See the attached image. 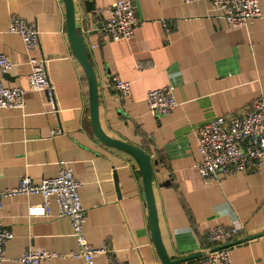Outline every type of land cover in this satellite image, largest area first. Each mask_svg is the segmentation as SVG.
Returning a JSON list of instances; mask_svg holds the SVG:
<instances>
[{
    "label": "crops",
    "instance_id": "0c3cea01",
    "mask_svg": "<svg viewBox=\"0 0 264 264\" xmlns=\"http://www.w3.org/2000/svg\"><path fill=\"white\" fill-rule=\"evenodd\" d=\"M84 1L94 2L91 13ZM114 1L74 0L76 28L96 78L101 129L151 157L167 254L177 259L201 253L210 247L208 230L222 225L239 229L229 248L232 264H264V164L207 184L196 168L197 130L247 111L264 96V0H258L260 19L235 28L205 1L127 0L141 25L129 41L117 42L102 30ZM13 16L39 31V47L28 54L19 36L5 33ZM0 54L12 63L5 87L27 88L28 59L34 57L45 60L53 91L50 100L45 92L27 91L21 109L0 110V187L15 188L22 177L39 183L61 166L69 168L81 185L88 242L112 252L99 253L94 264H108L109 256L124 264H159L136 162L92 131L88 82L66 35L63 1L0 0ZM115 75L129 83V98L112 86ZM166 86L174 87L177 107L155 118L146 94ZM42 202L39 195L2 201L0 218L13 237L0 264H20L16 258L29 248L61 255L41 264H84L69 256L78 244L54 197L49 213L28 215ZM197 258L181 264H196Z\"/></svg>",
    "mask_w": 264,
    "mask_h": 264
},
{
    "label": "built area",
    "instance_id": "2783aa9c",
    "mask_svg": "<svg viewBox=\"0 0 264 264\" xmlns=\"http://www.w3.org/2000/svg\"><path fill=\"white\" fill-rule=\"evenodd\" d=\"M185 4L205 1L219 12L220 17L230 27H244L262 17L258 0H181ZM103 33L110 41H129L141 22L136 18L132 3L115 0L107 11ZM5 33L21 38L26 53L39 47V31L34 24L25 23L17 16L9 19ZM30 73L27 88H7L3 77L12 68V63L0 54V110L21 109L27 91L45 92L48 99L53 98L45 60L29 57ZM112 86L123 98L130 97V85L118 76L110 78ZM146 105L155 117H163L177 107L174 87L148 91ZM59 131H57L58 133ZM199 162L196 165L203 183L218 180L220 175L230 176L259 171L264 164V96L258 97L251 107L237 115L220 117L200 127L196 133ZM78 183L72 170L61 166L58 174L51 179L34 183L29 177H22L12 189L0 187V209L4 199L39 195L43 202L28 208V215L43 216L49 213L50 198L54 197L58 213L69 219L72 234L78 244V251L69 253L70 257H81L84 264H94L99 253L111 254V249L96 248L90 244L83 231L85 210L82 206ZM237 227L216 225L208 230L210 247L203 249L196 264H232L229 248L238 233ZM13 237L11 230L0 218V261L4 258L6 243ZM61 257L48 250H25L16 261L20 264H41L44 260ZM108 264H124L119 259L108 257Z\"/></svg>",
    "mask_w": 264,
    "mask_h": 264
},
{
    "label": "water",
    "instance_id": "95a60500",
    "mask_svg": "<svg viewBox=\"0 0 264 264\" xmlns=\"http://www.w3.org/2000/svg\"><path fill=\"white\" fill-rule=\"evenodd\" d=\"M62 1L65 7L66 35L73 51V55L82 67L88 82L89 112L92 131L102 143L125 152L136 162L142 177L143 197L145 199L148 211V224L151 228L152 240L160 259L159 264H181L193 258L199 257L202 253L177 259H171L167 254L160 235L156 206L153 196V167L151 164V157L137 146L108 137L101 129L98 117L96 78L89 60V55L87 54V49L83 36L80 34V31L76 28L74 0ZM83 5L85 7L86 13H91L94 10L93 1H84ZM246 239L248 238H243V240Z\"/></svg>",
    "mask_w": 264,
    "mask_h": 264
}]
</instances>
